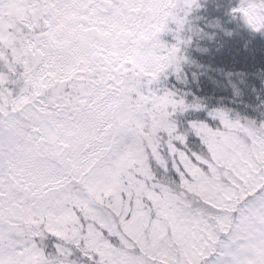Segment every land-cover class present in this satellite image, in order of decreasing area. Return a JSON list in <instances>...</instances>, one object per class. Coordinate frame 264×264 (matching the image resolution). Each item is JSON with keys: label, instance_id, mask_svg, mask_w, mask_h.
Returning a JSON list of instances; mask_svg holds the SVG:
<instances>
[{"label": "snow or ice", "instance_id": "6c2138e0", "mask_svg": "<svg viewBox=\"0 0 264 264\" xmlns=\"http://www.w3.org/2000/svg\"><path fill=\"white\" fill-rule=\"evenodd\" d=\"M194 6L0 0V264H264V122L181 132L203 105L160 87ZM231 14L264 33V0Z\"/></svg>", "mask_w": 264, "mask_h": 264}, {"label": "trees", "instance_id": "16d2710c", "mask_svg": "<svg viewBox=\"0 0 264 264\" xmlns=\"http://www.w3.org/2000/svg\"><path fill=\"white\" fill-rule=\"evenodd\" d=\"M187 16L181 39L190 41L181 45L186 60L181 64L179 79L169 75L160 87L177 93L186 103L199 102L202 110L177 114L174 119L181 132L192 121L214 124L208 111L223 109L233 119L264 122V33H254L231 10L239 0H197ZM183 15V13H181ZM161 37L169 45L176 43V25ZM194 148L198 141L189 136ZM157 174L162 175L159 169ZM174 175V173H170ZM46 251H54L56 241L45 242ZM78 264H88L78 252L73 256Z\"/></svg>", "mask_w": 264, "mask_h": 264}]
</instances>
